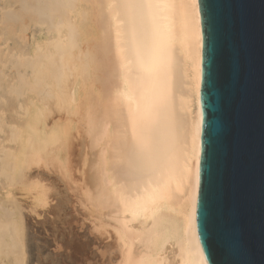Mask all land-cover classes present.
<instances>
[{
    "label": "bare ground",
    "instance_id": "1",
    "mask_svg": "<svg viewBox=\"0 0 264 264\" xmlns=\"http://www.w3.org/2000/svg\"><path fill=\"white\" fill-rule=\"evenodd\" d=\"M24 1H19L22 11L31 7V12L27 10L32 15L40 11L36 12L37 15L40 13L46 23L51 22V15L43 10L46 0H31L32 4ZM57 1V5L60 3L56 7L59 8L58 20L70 14L71 21L70 24H62L60 20H56V24L50 23L51 28L55 26L56 34L62 28L68 29L67 35H57L52 41L56 57L60 60L57 64V59L55 61L50 56L47 62L51 64L53 60L51 66L59 65L56 70H62L63 66L67 69L73 64L75 69L81 66L82 55L90 52L81 47L86 25L91 27V23L97 22L103 30L104 57H101L105 58L102 75L105 96L101 103L96 100L99 104L92 105L90 116L93 119H90L89 127L86 126L91 149L86 182L92 190L90 194L95 205L100 203L99 207L104 206L101 210L97 205L96 208L100 212L105 208H108L105 211L110 210L100 217L105 221L107 236L110 233L108 264H207L196 227L202 126L199 100L202 34L198 0ZM42 2L44 6L39 10V5L37 10L31 6ZM53 3L46 6L50 4L51 7ZM46 10L53 11L51 14L57 13L55 7ZM14 15L13 12L3 14L4 22L10 24L11 20H18ZM66 39L67 46L63 48L62 43ZM35 56L37 60L42 57L40 54ZM24 57L23 62L22 59L15 60L30 73L18 72L17 82L8 86L9 92L21 95L23 90L29 89L30 83H44L52 76L60 81L58 79L62 76L57 73L60 70H55L58 78L54 71L44 72V80L41 76L38 78L35 76L36 65L41 61L29 66ZM81 68L76 70L85 71L86 67ZM30 78L32 82H29ZM76 91L78 93V89ZM92 95L91 98L96 96Z\"/></svg>",
    "mask_w": 264,
    "mask_h": 264
},
{
    "label": "rangeland",
    "instance_id": "2",
    "mask_svg": "<svg viewBox=\"0 0 264 264\" xmlns=\"http://www.w3.org/2000/svg\"><path fill=\"white\" fill-rule=\"evenodd\" d=\"M19 1L0 0V70L2 71L0 74V264H108L109 250L107 248L109 249L110 233L108 232L107 236V230L104 229L105 221L100 217L110 210L105 211L108 209L105 208L100 212L98 209L104 208V206L99 207L100 203L99 205L96 203L98 209L96 208L95 201L91 196L92 190L90 191L91 188H88L86 182L88 169L86 166H88L89 157H91L88 134V123H90V119H93V116H90L91 107L101 103L104 99L103 95L105 96V84L102 81L105 67L102 25L100 26L96 22L97 20L96 23L90 22L91 27H87L89 24L86 25L87 31L84 34V44L81 47L88 49L91 56L83 52L87 50H83L82 53L89 56L90 59L83 54L84 59H82L81 66L83 65L82 68L85 66L88 71L86 68L84 71L81 66H78L76 69L81 68L80 70L83 71L80 72L75 69L74 64H70L72 65L70 67L68 65L67 69L63 66L62 70L60 68L56 70L60 66H51V64L54 58L56 61L59 57H56L55 53L57 52L52 47V41L57 35H67L68 30L62 28L58 31L59 34H56L55 26L53 25L54 28H51L50 25L51 22L54 24L59 18L57 17L59 8L56 7H59L60 3L57 5L58 3L55 2L57 0L44 2V5L55 3V6L53 3L51 7L50 4L45 5L46 7L43 5L44 12H47L48 16L51 15L49 17L51 22L46 23L45 17H40V13L37 15L36 12L40 11H36V14L33 12V15L30 13L31 7L26 8V12L24 9L22 11L20 9L22 7H19L22 4ZM30 1L28 0L29 3L26 0L24 2L32 4L33 2L30 3ZM42 4L43 2L31 6L36 7L35 10H37L39 5V10V8H43ZM54 7L57 11L55 14H51L53 11L46 10L47 8L48 10L54 9ZM12 12L15 14V18L21 20H11L10 24L5 23L3 14ZM19 13L21 14L19 15ZM65 15L67 16H62L59 20L61 23L70 24V14ZM36 17H40L42 20ZM59 20L58 22H60ZM86 21L87 24L88 20ZM100 24H102L101 20ZM88 29L90 30L88 31ZM73 35L74 31L72 37ZM66 41L67 39L62 43L63 48L67 46H65ZM69 42L70 40L67 43ZM86 46H90V48ZM45 53L47 58L44 57ZM36 54L38 56L40 54L42 57L39 56L40 58L38 57L37 60L35 59L37 58ZM50 56L53 60L51 64H48ZM23 57L24 62L30 64L29 66L41 61L36 65L39 69L35 67L37 69L35 76L38 78L41 76L44 80L43 76H46L44 72L54 71L57 78L59 76L57 73L62 76L58 79L60 81L57 82L52 74L51 76L56 81L50 77L47 82L35 84L30 78L29 82L31 80L34 84L28 82L29 89L23 90L22 94L18 96L12 94L9 92L8 86L17 82V73L21 71L25 75L30 73L16 61L22 59L23 62ZM58 60L60 59H57V64ZM84 60H87V63ZM88 60H90L89 63ZM55 70H60L61 73H56ZM78 72L86 73L81 75ZM33 73L32 76H34ZM77 79L80 80L79 84ZM51 80L53 81L51 82ZM56 82L59 84L57 85ZM91 94L96 95L94 98L92 97L95 100L91 98ZM96 100L99 103H96ZM86 109H89V112ZM96 119L98 120V118ZM96 119L95 121H97ZM87 125L88 127H86ZM87 128L88 130H86ZM4 155L9 157L4 158ZM95 213L99 218L95 216ZM99 213L100 215H98Z\"/></svg>",
    "mask_w": 264,
    "mask_h": 264
},
{
    "label": "water",
    "instance_id": "3",
    "mask_svg": "<svg viewBox=\"0 0 264 264\" xmlns=\"http://www.w3.org/2000/svg\"><path fill=\"white\" fill-rule=\"evenodd\" d=\"M196 227L207 264H264V0H198Z\"/></svg>",
    "mask_w": 264,
    "mask_h": 264
}]
</instances>
